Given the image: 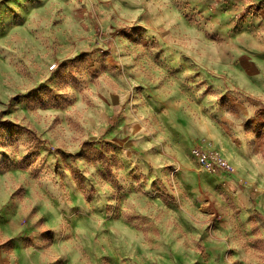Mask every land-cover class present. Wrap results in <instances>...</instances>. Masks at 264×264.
<instances>
[{"label":"rangeland","instance_id":"1","mask_svg":"<svg viewBox=\"0 0 264 264\" xmlns=\"http://www.w3.org/2000/svg\"><path fill=\"white\" fill-rule=\"evenodd\" d=\"M0 264H264V0H0Z\"/></svg>","mask_w":264,"mask_h":264},{"label":"built area","instance_id":"2","mask_svg":"<svg viewBox=\"0 0 264 264\" xmlns=\"http://www.w3.org/2000/svg\"><path fill=\"white\" fill-rule=\"evenodd\" d=\"M192 157L208 171L232 174L233 168L228 161L217 151L211 150L202 144L196 145L191 151Z\"/></svg>","mask_w":264,"mask_h":264},{"label":"bare ground","instance_id":"3","mask_svg":"<svg viewBox=\"0 0 264 264\" xmlns=\"http://www.w3.org/2000/svg\"><path fill=\"white\" fill-rule=\"evenodd\" d=\"M209 145H210V144H209ZM210 146H211V148H213L212 145H210Z\"/></svg>","mask_w":264,"mask_h":264}]
</instances>
